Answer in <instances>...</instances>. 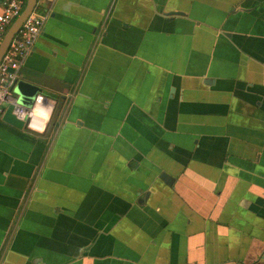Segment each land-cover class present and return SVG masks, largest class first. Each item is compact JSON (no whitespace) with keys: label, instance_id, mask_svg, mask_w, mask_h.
<instances>
[{"label":"crops","instance_id":"1","mask_svg":"<svg viewBox=\"0 0 264 264\" xmlns=\"http://www.w3.org/2000/svg\"><path fill=\"white\" fill-rule=\"evenodd\" d=\"M19 74L0 264H264V0H53Z\"/></svg>","mask_w":264,"mask_h":264},{"label":"built area","instance_id":"2","mask_svg":"<svg viewBox=\"0 0 264 264\" xmlns=\"http://www.w3.org/2000/svg\"><path fill=\"white\" fill-rule=\"evenodd\" d=\"M53 0H36L32 10L21 22L0 57V114L7 104L11 112L22 120L25 129L41 132L47 122L50 106L41 93H37L31 105L17 101L14 84L19 79V68L39 33ZM24 0H0V39L9 23L19 13ZM38 106V107H37ZM39 113V115H37Z\"/></svg>","mask_w":264,"mask_h":264},{"label":"water","instance_id":"3","mask_svg":"<svg viewBox=\"0 0 264 264\" xmlns=\"http://www.w3.org/2000/svg\"><path fill=\"white\" fill-rule=\"evenodd\" d=\"M35 1L36 0H24L21 10L7 26L6 30L4 31L0 39V57L4 52V50L6 49L12 36L18 30L21 22L32 10ZM14 91L17 94V101L25 105H31L35 95L37 93H41V91L44 92V90H42V88L39 85L24 79H18L15 82ZM1 119L16 128H22V120L17 118L11 112L10 104H7L5 106L4 110L1 113Z\"/></svg>","mask_w":264,"mask_h":264},{"label":"clouds","instance_id":"4","mask_svg":"<svg viewBox=\"0 0 264 264\" xmlns=\"http://www.w3.org/2000/svg\"><path fill=\"white\" fill-rule=\"evenodd\" d=\"M37 115H39V113H37ZM47 119V117H45Z\"/></svg>","mask_w":264,"mask_h":264}]
</instances>
